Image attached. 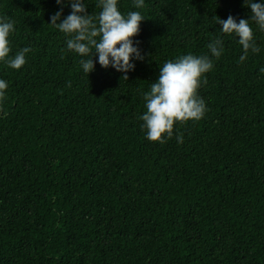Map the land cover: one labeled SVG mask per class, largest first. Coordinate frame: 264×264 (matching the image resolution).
I'll list each match as a JSON object with an SVG mask.
<instances>
[{"label": "trees", "instance_id": "trees-1", "mask_svg": "<svg viewBox=\"0 0 264 264\" xmlns=\"http://www.w3.org/2000/svg\"><path fill=\"white\" fill-rule=\"evenodd\" d=\"M97 3L85 0L89 14ZM61 9L70 0H0L15 21L9 58L32 50L19 70L0 62V264H264V32L250 21L260 51L241 62L217 23L250 20L245 0H118L145 18L128 80L98 56L83 71L88 57L50 24ZM188 54L213 61L198 89L206 114L151 142L145 93Z\"/></svg>", "mask_w": 264, "mask_h": 264}, {"label": "clouds", "instance_id": "clouds-1", "mask_svg": "<svg viewBox=\"0 0 264 264\" xmlns=\"http://www.w3.org/2000/svg\"><path fill=\"white\" fill-rule=\"evenodd\" d=\"M63 5L65 0H56ZM145 0H134L136 8H142ZM71 13L61 20V11L51 17V25L55 26L68 38L67 50L79 54L80 65L86 74L95 70L94 57L98 56L99 64L113 67L123 73L122 80H128L127 73L135 69L133 58L142 60L143 56L134 37L140 34L141 23L145 20L139 11H131L126 16L118 9V0H98V14H89L85 0H70ZM251 8V19H237L231 15L226 20L217 17V23L222 25L224 34H235L242 45L243 62L249 53H258L259 47L255 43L254 31L250 21L255 22L260 31L264 32V4L255 0H245ZM59 21V22H58ZM15 31V21L7 17H0V62L12 69L19 70L26 63V54L31 48L25 47L14 57L9 58L11 52L10 35ZM211 54L219 59L222 55L223 41L216 38L208 44ZM213 68V61L207 55L195 56L188 54L180 56L175 61H166L161 67L158 79L151 84L150 91L145 93L146 112L139 117L144 123L146 137L151 142L166 143L165 137L171 139L174 126L188 121L202 119L207 111L206 103L198 95L201 80ZM264 72V68L261 69ZM207 83L206 79H203ZM70 86V85H69ZM8 84L0 79V101L5 99ZM177 141L183 143V133L177 136Z\"/></svg>", "mask_w": 264, "mask_h": 264}]
</instances>
